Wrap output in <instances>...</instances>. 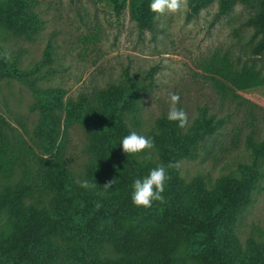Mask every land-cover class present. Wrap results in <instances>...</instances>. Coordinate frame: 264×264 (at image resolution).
I'll use <instances>...</instances> for the list:
<instances>
[{
	"label": "rangeland",
	"instance_id": "obj_1",
	"mask_svg": "<svg viewBox=\"0 0 264 264\" xmlns=\"http://www.w3.org/2000/svg\"><path fill=\"white\" fill-rule=\"evenodd\" d=\"M138 1L118 0L122 9L116 15L111 0H28L27 11L41 20L37 30L23 36L0 27L1 48L22 70L31 71L32 81L29 85L0 77V135L21 147L12 171L0 173V191L29 184L32 196L23 200L24 207L55 204L56 194L43 191L38 182L39 158L47 156L41 128L48 112L46 126H54L55 144L63 137L65 163L83 180L93 154L85 125L68 117V102L96 109L115 91L128 98L129 86L138 85L137 108L126 112L124 122L131 131L150 137L158 133L155 121L167 115L170 95L176 93L178 106L187 115L182 136L198 122L224 120L189 144L188 155L176 159L177 176L185 184L200 180L203 189H210L219 177H239L255 164L262 175L232 230L242 250L253 246L264 256V158L254 162L253 155L254 146L264 139V84L224 93L213 79V69L222 61L235 70L250 66L264 78V50L252 54L259 38L252 24L259 2L237 1L223 15H216L218 0L194 15H188V6L186 12L154 13L153 28L147 29L129 10ZM134 156L164 164L155 145ZM11 227L9 213L1 212L0 232ZM58 246L65 243L58 241ZM100 254L118 256L107 243L101 245ZM195 255L190 251L182 259L185 264H199Z\"/></svg>",
	"mask_w": 264,
	"mask_h": 264
},
{
	"label": "trees",
	"instance_id": "obj_2",
	"mask_svg": "<svg viewBox=\"0 0 264 264\" xmlns=\"http://www.w3.org/2000/svg\"><path fill=\"white\" fill-rule=\"evenodd\" d=\"M111 1L113 13L119 15L122 4ZM212 1L187 0L188 15L196 14ZM237 1L248 2L218 0L216 15L226 14ZM257 1L260 8L252 24L259 38L252 48L253 55L264 50V0ZM27 3L28 0H0V27L23 36L37 30L41 20L27 11ZM149 4L150 0H139L130 5L131 16L141 28H153L155 14ZM48 56L49 51L44 59ZM154 70L155 67L148 71L146 79ZM213 72L218 89L224 93L264 84L261 74L250 66L235 70L222 61ZM30 73L14 59L9 60L0 46V77L31 85ZM137 87L129 86L128 98L115 91V96L96 109L87 108L83 102H68L66 106L69 119L87 129L93 159L83 180L94 183L95 188L81 187L82 176L78 178L65 163L63 137L55 144L54 126H46L51 117L48 112V120L41 128L47 156L39 158L42 174L38 182L43 191L56 194L55 204L52 208L24 207L23 200L32 196L29 184L0 191V213H9L12 226L9 232H0V264H185L182 256L190 251L196 252L199 264H264L262 252L253 246L242 250L232 230L262 175L255 164L239 177H219L210 189H203L200 180L185 184L177 176L176 159L188 155V145L211 133L223 119L214 124L210 120L205 125L198 122L190 134L182 136L178 122L169 121L166 115L157 117L158 133L150 137L164 165H172L168 168L164 199L154 201L148 208L131 202L132 181L157 166L136 160L134 154L124 153L119 145L121 138L131 132L124 117L137 108ZM17 145L0 135V173H10L18 163L21 147ZM253 155L254 162L264 158V139L254 146ZM58 241L65 246L60 248ZM104 243L111 245L118 256L101 255Z\"/></svg>",
	"mask_w": 264,
	"mask_h": 264
},
{
	"label": "clouds",
	"instance_id": "obj_3",
	"mask_svg": "<svg viewBox=\"0 0 264 264\" xmlns=\"http://www.w3.org/2000/svg\"><path fill=\"white\" fill-rule=\"evenodd\" d=\"M149 8L154 13H177L187 11V0H150ZM180 100L179 94L170 95V109L166 118L169 121L178 122L179 126L187 123V115L185 111L178 106ZM119 145L126 154L139 153L145 149H151L154 146L152 137L138 134L136 131L129 132L122 137ZM172 165L160 164L149 169L147 175L135 178L131 184V202L136 206L145 208L151 207L154 201H163V193L165 191L166 182L169 179L168 168ZM111 183H105L109 186ZM81 187L85 189L95 188L94 183L88 180L80 181ZM99 206V205H97Z\"/></svg>",
	"mask_w": 264,
	"mask_h": 264
}]
</instances>
